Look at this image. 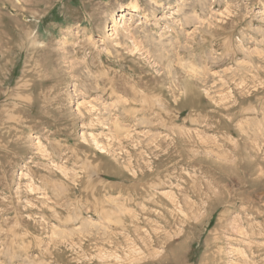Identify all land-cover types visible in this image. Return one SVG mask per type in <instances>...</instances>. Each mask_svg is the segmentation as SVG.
Here are the masks:
<instances>
[{
  "label": "rangeland",
  "instance_id": "374dc122",
  "mask_svg": "<svg viewBox=\"0 0 264 264\" xmlns=\"http://www.w3.org/2000/svg\"><path fill=\"white\" fill-rule=\"evenodd\" d=\"M0 264H264V0H0Z\"/></svg>",
  "mask_w": 264,
  "mask_h": 264
},
{
  "label": "bare ground",
  "instance_id": "6f19581e",
  "mask_svg": "<svg viewBox=\"0 0 264 264\" xmlns=\"http://www.w3.org/2000/svg\"><path fill=\"white\" fill-rule=\"evenodd\" d=\"M122 16V15H121ZM123 22H124V20H123ZM123 25H124V23H123Z\"/></svg>",
  "mask_w": 264,
  "mask_h": 264
}]
</instances>
